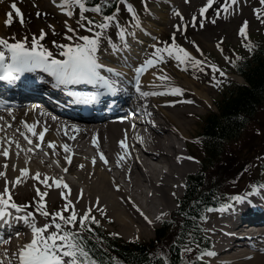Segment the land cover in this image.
<instances>
[{"label": "bare ground", "instance_id": "6f19581e", "mask_svg": "<svg viewBox=\"0 0 264 264\" xmlns=\"http://www.w3.org/2000/svg\"><path fill=\"white\" fill-rule=\"evenodd\" d=\"M54 5L60 9L57 3L54 2ZM159 11L160 9L156 11L157 14ZM2 18L4 20V17L0 16V27ZM149 32H145L143 28H136L134 32V35L138 37L136 42L148 44L147 40L152 34ZM0 36H4L1 28ZM127 49L126 45L121 46L106 56L109 61L99 59V62L116 69L113 73H109L107 68L101 69V71L108 77L115 75L117 79L110 80L113 81V86L123 88L126 91L124 97L128 95L133 98L132 114L116 115L108 119L93 118L84 124H79L74 120H56L42 113L36 114L31 105L14 107L12 112H8L7 109L0 111V118L6 126L0 125V138H2L0 139V170L6 171L10 191L19 194L31 190L36 195L37 186L44 189L45 186L34 178L33 174L37 170L42 174L47 173L49 178L62 177L71 188L70 198L72 200H76L80 190H83V198L76 203L78 210L90 203L95 204L96 197H99V203L105 206L104 209L109 211L112 219L117 223L119 233L125 238H131L136 235H145L153 228V223L161 217V214L170 207L172 200L175 199L174 191L180 188L179 176L192 168L186 154L188 152L179 145L182 140L183 147L186 148L188 136V124L180 116H190L192 113L181 110L178 113L176 105L184 104L185 99H162L166 91L172 90L174 84L169 86V84L167 85L168 80H166L163 86L162 80L164 79L161 77L168 75L165 70L158 69L154 64L140 73L138 90L136 67L141 62H138L139 59H137V61L129 63L125 53H131ZM156 73H159L160 76H156ZM30 82L28 83L30 84ZM186 82L185 85H187ZM23 84L25 83L23 82ZM104 87L105 85L102 84L101 88ZM144 92L150 94L144 95ZM194 93L202 104L206 103L204 93L201 91H194ZM14 100L16 98L10 99L8 102L15 103ZM145 101H147V107H145ZM101 105L106 104L102 103ZM13 116L15 117L12 120L13 126H8V121ZM36 117L38 118L36 119ZM22 120H27L29 123L35 120L34 130L36 133L45 130L46 126L43 140L41 141L38 135H33V130L22 124ZM73 125L76 127L73 128ZM25 132L31 136L32 143H29ZM8 137H13L14 141H18L21 145L18 154L16 143L9 141ZM121 140L124 141L123 145L120 143ZM47 141L56 142L57 151L55 154H51L52 149ZM37 142L42 143V147L37 149L43 150L54 163L47 161L37 150L32 151L31 145L36 147ZM64 143L70 146L72 154L70 164L65 160V153L62 149ZM8 145H10L9 156L5 158L2 153L4 146ZM89 148L95 152L89 153L87 151ZM100 152L104 153L107 163H104L100 158ZM93 157L96 158L95 165L92 163ZM5 159H7L6 169L4 167ZM117 161L120 163L118 164ZM81 163L84 165L83 168L79 167ZM65 165L68 168L67 172L63 168ZM24 167L30 169V174L23 177L21 183L16 187H12V184L15 183L14 178L20 175V169ZM152 176L156 178L153 181ZM4 180V177H0V191L3 190ZM147 180L152 181L154 189L152 195L145 197L142 185ZM114 182L121 185L120 189L114 187ZM47 191L48 194L45 197L47 202L63 200L60 189L53 186L49 187ZM260 194L263 195V192ZM129 197L131 199H128ZM94 208L99 209L98 207ZM260 212V217L264 216V206ZM239 226L230 213L212 214L209 228L215 230L219 235L215 241V245L219 247L217 250H213V264H264V242H262L264 234H259L257 237L248 235L238 238L237 232L242 231L241 228H238ZM237 228L238 230H235ZM28 229L30 230L22 222L14 224L11 228L5 227L2 235L12 234V230H16L21 232V236L12 235L11 241L0 244V251L3 252L7 248L11 255L12 252L18 250L25 241L31 238V232H28ZM257 239L261 243L260 247H254L253 250L252 243ZM242 240L248 241H244L246 244H239ZM224 243L229 245L224 246Z\"/></svg>", "mask_w": 264, "mask_h": 264}, {"label": "snow or ice", "instance_id": "6c2138e0", "mask_svg": "<svg viewBox=\"0 0 264 264\" xmlns=\"http://www.w3.org/2000/svg\"><path fill=\"white\" fill-rule=\"evenodd\" d=\"M54 2L60 6L61 11L65 12L69 16L73 15V12L65 6L70 2V0H54ZM73 2L78 5L81 10V20L87 19L88 21L86 24H79L78 21L79 26L85 28L86 32L90 31L92 34L80 35L66 22V27L69 28L74 36H69L66 32L64 33L65 37L70 41H72L75 37L77 42L62 43L53 41L60 51L59 57L54 55L48 48L44 47L40 43V38L45 35L43 29L40 30L39 37L33 33L30 45L27 37H24L23 39H16L14 33L12 34L11 40L5 36H0V78L5 81H15L17 78L24 79L25 77L23 74L34 72L37 69H42L45 74H49L53 82L61 84L76 83L79 85L81 90L76 92V95L78 96H87L91 99H99L95 93L89 92L83 87L85 85L96 84L98 82L105 85V92L114 91V89L111 88V81L109 77L104 75L101 69L107 68L109 73L115 72L116 69L99 62V48L103 31L113 22L118 25L119 34H124V29L119 28V20L117 17L119 8H116L113 13H105L102 17V22L97 24V22L91 17H84L83 12L86 7L85 0H73ZM215 2L216 0H205L199 8L200 19H197V13H192V24H199V26H203V19L207 18V11L214 6ZM124 3L126 4L129 14L134 16L135 11L133 6L128 3V0H124ZM235 3L236 0H223L219 7H216L214 10L215 15L212 17L213 22L215 21V18L220 16L222 13L227 14L229 7L235 5ZM92 8L97 13H100L102 5L100 3H95L92 5ZM256 11L258 15L264 16V13H260L258 9ZM176 13L183 21L184 17L179 9H176ZM14 14L16 17L21 19V22H23V13L21 8L16 3V0H11L10 9L5 13V24L12 23ZM37 14L39 15V12H37ZM247 25L248 21L245 19L239 29L241 35L247 36ZM174 27L177 29L184 28L186 30L187 22L183 24L178 23ZM53 31H55L54 27ZM124 35L126 36V34ZM221 40H223V37H221ZM192 43L198 50H200L199 45L196 44L195 41H192ZM249 50H251V48ZM221 51H223L222 48ZM164 54L175 55L176 60L180 62L181 65H187L191 60H195L194 66L196 67H202L204 65L203 61L193 57L192 53L188 52L187 49H184L182 46L177 47L175 43V33H173L171 47H169L168 43H164L162 46L159 44L154 46L153 54L146 57L145 60L136 67V83L138 90L140 73L147 67L152 66L154 63H158V57ZM226 59L230 58L226 57ZM233 63H235V61H233ZM209 67L212 70L213 79L217 80V83H219L216 75L217 72L221 77L225 76L226 73H224L217 64L208 65L207 67H204V70L207 71ZM155 75L158 77L160 76L159 73H156ZM161 78L166 79L167 77ZM33 79L43 81L45 76L38 75L33 77ZM173 90L176 93L182 92V89L179 86L175 87ZM143 94L149 95L150 93L144 92ZM145 107H147V101H145ZM7 111L12 112L13 110L9 108ZM13 119H15L14 116L8 121V126H13ZM21 123L27 125L29 129H32L33 135H38L41 138V141L43 140L46 126L45 130H40L36 133L34 130V125L36 123L35 120L31 123L27 120H22ZM72 127L75 128L76 126L73 125ZM25 136L29 139V143L33 142L31 136H29L27 132H25ZM8 140L16 143L18 154L19 149L21 148L19 142L14 141L13 137H8ZM93 142L95 143V140ZM120 143L123 145L124 141L121 140ZM47 144L52 149L51 154H55L57 151L56 142L47 141ZM9 147L10 145L4 146L2 155L5 158L9 156ZM41 147L42 143L37 142L36 148ZM62 149L65 153V160L68 164H70L72 158L70 146L67 143H64L62 145ZM32 151H35V149H32ZM100 158L104 161V163H107V158L103 152H100ZM95 161L96 158L93 157V165H95ZM57 163H59V161H57ZM117 163L119 164L120 162L117 161ZM4 167L5 169L7 168V159L4 161ZM79 167L83 168V163H81ZM63 168L65 172L68 171L67 165L63 166ZM29 174L30 169L28 167L21 168L20 175L14 178L15 183L12 184V187H16L19 183H21L22 178ZM33 175L40 184L45 186L44 190L42 191L40 187L37 186V196L33 197L32 200L20 203L13 198L14 194L10 191L6 171L0 170V177L5 178L3 190L0 191V226L11 228L14 224L22 222L25 226L30 228L31 231V238L25 241L23 246H21L18 250L12 252L11 255H9V250L7 248L4 249L3 254H0V264H11L12 260H18L19 264H103V261L97 259L87 248L84 243L83 236L84 229L93 231V222L97 225L100 224V220L96 219L93 214L94 207H98L99 209L105 208L104 205L99 203V197H96L95 204L90 203L87 205L82 210L81 214L76 208V203L83 198L82 189L78 193L76 200H72L70 198L71 188L62 177L49 178L47 173L42 174L39 170H37ZM53 186L60 189V195L64 200V204L62 208L49 212L45 197L48 194V188ZM114 187L116 189H120L121 185L114 182ZM260 190H264V185L259 187L252 185L250 191L246 193L232 194L230 195L229 201L222 206V209L224 207L234 209L235 204H239L249 199L252 193ZM128 199L131 198L129 197ZM232 202H235V204ZM33 204H35V207L30 208L29 206ZM13 209L15 210V215H13ZM37 213L41 214L45 218L44 223H37ZM65 213L67 214L65 215ZM104 214L105 212L102 211L101 215ZM204 218L206 219V217ZM109 219H111V217H109ZM77 221H79V227L76 226ZM13 234L16 237L21 236L20 231H15L14 233L8 235H0V244L11 241ZM187 251H192V249L189 248ZM209 254L214 255V253L211 252ZM197 255L202 256V253H197Z\"/></svg>", "mask_w": 264, "mask_h": 264}, {"label": "rangeland", "instance_id": "374dc122", "mask_svg": "<svg viewBox=\"0 0 264 264\" xmlns=\"http://www.w3.org/2000/svg\"><path fill=\"white\" fill-rule=\"evenodd\" d=\"M10 2L11 0H0V16L4 17V20L3 18L1 19L0 28L6 38L8 37V35L11 36L13 33L15 34V38L17 39H23L22 37L24 35L32 38L34 32L40 33V30L43 29L45 32V39L43 42L45 45H48L44 47L48 48L53 54H56L60 53V51L57 48V45L52 43L53 41H62V43L66 42L67 39L64 33L69 31V28L66 27V22L69 25H78L77 31L80 34H92L90 31L86 32L85 28L79 26V24H86L88 21L87 19L81 20V10L79 6L73 2V0H70V2L65 5L73 12L72 16L67 15L65 12L61 13L60 11H58V8L53 4L54 0H16V3L21 8L23 13V22H21V19L19 17H16L14 14L12 23L5 24V13L10 9ZM119 2H117L119 3L117 6V8H119V12L117 13L119 28L124 29V34H126V36L124 34H119L118 25L115 22L107 27L106 31H103V35L100 40L103 44H101V49L99 50V57L104 60H108L106 56L110 55V52H113V50H115L116 48H119L118 45L123 42L125 43L124 45H126L128 48L127 51H130L131 53L126 55L129 59L131 58L129 61H135L138 59V57L141 56V52H144L146 48H148L150 44L156 42L157 39H160L162 43L171 44L172 35L170 34V32H175V43L177 47L182 46L184 49H187L188 52L192 53L193 57H195L194 52H196L197 48L192 43V41H195L196 44L199 45V49L206 53L205 56L208 55V57L213 58V64H217L219 65V67L223 68L224 65L228 66L227 63L231 62L236 55L248 52L246 45L247 43H249V39L251 41L254 37H264V16L258 15L256 11L258 9L260 13H264V0H236L235 5L229 7L227 14L222 13L220 16L216 17L215 21L213 22L212 17L215 15L214 10L223 2V0H216L214 6L207 11V18L203 19V26H199V24L193 25L191 20L192 13H197V19H200L199 8L205 2V0H146V3L145 0H129L128 3L133 6L136 14L132 21L128 20L124 23V27L123 21L130 17V14L127 10L126 4L123 1L121 2V0ZM158 9H160L159 14H157L156 12ZM176 9H179L183 14V21L176 13ZM37 12H39V15L37 14ZM84 16L100 19L99 13L94 11L93 8L89 5H86L85 7ZM245 19L248 21V25L246 28L247 38H245L244 35H241L239 31ZM100 21L102 22L101 19ZM185 22H187L186 30L184 28L177 29L174 27L178 23L183 24ZM138 24L142 25L146 30L148 29L152 32L151 36H149V38L151 37L149 45H140L138 42H136L138 37L134 35V32ZM53 27L55 31H53ZM72 28H74V26H72ZM148 30L147 32H149ZM37 37L39 36L37 35ZM221 37H223V40H221ZM221 48L223 49V51H221ZM149 54L152 55L153 52L146 51L143 56H147ZM226 57H229L230 59H226ZM158 59L159 62L154 63V65L158 69L168 70H165L166 74L168 75L167 78H162L164 79L162 80L163 86L165 85L166 80H168L167 85L169 84L170 86L177 83V85L181 89L184 88L186 90L183 97L176 98H184V104H178L176 105V107L178 108V113H180V110L185 112L189 111L190 113H192V115L190 116H180V118L184 119L188 124V136L186 139L187 144L191 140V137L192 140H194L195 144L198 142H195V139L201 142L202 137L200 136V124L205 112L212 108V100L217 95V89L211 87L208 84L207 78L202 75L200 71L197 72V70L195 71L194 69L190 68V62L187 65H181V63L179 62L177 68L173 69L172 67L175 68L178 62L175 58V55L164 54L162 56H159ZM139 61L142 62L143 60H141L140 58ZM162 62H170L171 64L164 63V68H159V65H161ZM228 75L234 81H242L241 78L235 73H230ZM185 82L187 83V85L184 84ZM172 88L175 87L172 86ZM194 91H201L202 93H204V95L206 96L205 104H202L201 101L196 98ZM172 94V90L166 91L162 99L167 98L168 100H174L172 99ZM189 98L191 100H189ZM187 100L189 101L186 102ZM257 117H264V113L260 112ZM1 128L3 127L1 126ZM251 128L252 127L249 128L250 132L253 131ZM250 132H246L245 136H241L237 140V142L229 144L225 147V150L227 151L226 153L228 154L224 161L222 151L221 160L214 162L210 166V170L204 171L202 169L204 171L202 172V177L205 181L204 183H206L207 181L210 183L217 182L215 188L221 189L222 186H224L223 184L229 183V178H233L235 174H237V176L241 174L240 166L244 163L243 160L249 156L253 157L254 155L251 154L253 149L262 145V141L254 139L255 137H252ZM179 145L181 148H183V150H185V147H182V140L180 141ZM198 148H196L194 145L191 151L195 153V155L200 159V157L202 158L204 156ZM252 161L253 160H250V163L247 164L245 169H242L244 173L241 176H238L236 180L232 179V181H230L229 187L233 185L232 188H234L235 186L241 185L243 182L241 179L243 177L246 178L245 174L249 175L252 172L257 173V166L259 165V163L255 162L256 160H254L253 163ZM189 163L192 164V168H189L188 170L193 169L194 166H196V171L199 170L200 165L198 162H191V160H189ZM181 189L182 187L180 189H176V191H178L176 199L181 195V193L179 194ZM41 190L43 191L44 189L42 188ZM11 192L16 195V200L20 202L29 201L33 197L37 196V194L35 195L31 190H27L23 194L16 193L15 191ZM61 202L64 201L60 199L56 202H47L50 203L49 205H47V209L49 210L51 207L52 209H54L56 206V209H60L63 206V203ZM174 202L175 199L172 200V204L166 211H168L170 208L173 209L176 206V203ZM86 206L87 205L80 208L83 209ZM82 209L80 210L81 214ZM93 210H95L93 211V214L95 215V217H97L96 219L99 218V220H102L101 224L104 223V227L106 228V230L112 233L119 232L117 230V223L112 219L107 209L99 210L93 208ZM102 211L105 212L104 215H101ZM66 214L67 213H65V215ZM167 216L168 214L164 213L158 221L156 220L157 222L155 221L156 223H153V230H149L147 234L134 236L128 239L141 240V242H146L152 239L154 236L153 231L160 225L161 220L167 218ZM109 217H111V219H109ZM36 220L38 224H42L41 220ZM209 221L210 219H207L206 222ZM27 231L31 232L29 229ZM170 236L172 237L168 238V244L173 238L172 232ZM158 251L159 254H164L161 249H158ZM3 252L0 251L1 254H3ZM17 263L18 260H14L11 264Z\"/></svg>", "mask_w": 264, "mask_h": 264}, {"label": "trees", "instance_id": "16d2710c", "mask_svg": "<svg viewBox=\"0 0 264 264\" xmlns=\"http://www.w3.org/2000/svg\"><path fill=\"white\" fill-rule=\"evenodd\" d=\"M85 2L95 4L100 0ZM249 47V53L240 54L234 65V69L242 75L243 83L232 81L218 91L213 99L216 111H208L202 119L201 150L205 169L220 159L227 145L250 132V127L264 124V117L259 120L260 124L255 120L257 112L264 108V39L255 38ZM257 133L250 132L252 136ZM204 182L200 173L187 177L185 193L173 214L174 219L157 229L155 239L148 242L126 241L97 230L98 235L94 239L84 236V243L104 264H181L178 255L182 248L197 246L201 249L207 244L195 219L203 207L218 202L222 196L214 190L217 182ZM171 232L173 238L168 244ZM96 240L101 241L105 248L99 247ZM159 248L168 251L166 258L158 253Z\"/></svg>", "mask_w": 264, "mask_h": 264}]
</instances>
